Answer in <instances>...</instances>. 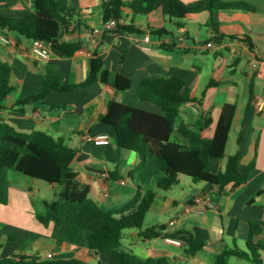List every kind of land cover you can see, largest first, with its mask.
Masks as SVG:
<instances>
[{
	"label": "crops",
	"instance_id": "0c3cea01",
	"mask_svg": "<svg viewBox=\"0 0 264 264\" xmlns=\"http://www.w3.org/2000/svg\"><path fill=\"white\" fill-rule=\"evenodd\" d=\"M66 1L72 16L60 41L82 43V48L72 57H65L46 44L49 58L38 59L32 53L33 40L0 28V61L10 65L11 85L15 87L0 110V122L22 133L41 131L55 139L62 138L76 149L78 154L72 167L78 174L77 179L89 187L90 197L103 210L122 207L139 188L142 192L156 191L144 229L163 226L164 234L187 231L194 245L202 246L191 256L189 246L183 242L174 244L168 238L143 239L136 230L124 232V250L143 259L167 257L177 264H214L226 248L246 251L249 223L264 222V9L220 11L215 15L217 31L206 27L208 12L189 15L182 21L183 27L167 22L169 34L158 36L148 33L143 15H135L126 8V25L133 23L138 32L121 35L105 28L103 0ZM181 1L192 5L199 0ZM32 11V0H8L0 6V16L15 19ZM94 30L99 31L98 36L92 35ZM147 35L149 42L144 41ZM163 45L173 50L168 51ZM96 54L112 73L131 80L130 90L116 91L100 82L79 87L86 80ZM48 67L56 69V77L64 86L73 88L52 91L41 101L17 105L42 92ZM152 76L183 77L186 89L195 100L181 107L175 136L182 124L192 127L198 120H210L202 136L211 139L223 108L236 107L225 157L210 159V170L214 174L223 172L233 156H237L242 167L256 160L245 185L234 190L227 187L220 192L208 183H196L181 176L178 185L160 191L156 188L158 165L153 159L137 172L138 154L118 152L112 128L100 118L112 100L132 103L143 79ZM211 81L219 85L208 88ZM258 103L262 104L261 108ZM135 106L164 114L151 102L137 101ZM101 140L104 143H99ZM8 180L9 203L0 204V260L26 256L42 261L77 259L90 264H116L106 256L91 252L85 235L76 244H59L52 236L53 226L45 227L38 222L36 216L45 211V203L57 199L56 185L43 186L39 180H29L15 170H9ZM42 190L55 191L56 199L39 196ZM205 195L216 204L215 210L201 214L185 211L194 198ZM260 239L264 241V233ZM262 258L264 261V252ZM230 263L250 264L236 257L230 258Z\"/></svg>",
	"mask_w": 264,
	"mask_h": 264
},
{
	"label": "trees",
	"instance_id": "16d2710c",
	"mask_svg": "<svg viewBox=\"0 0 264 264\" xmlns=\"http://www.w3.org/2000/svg\"><path fill=\"white\" fill-rule=\"evenodd\" d=\"M8 0H0V6ZM33 11L21 18L0 16V28L16 33L33 41H42L58 50L65 57H72L82 48V43H62V35L67 31L72 10L66 0H32ZM146 18V30L152 35H168L167 22L175 27H183V20L189 15L208 12L210 17L206 27L218 30L215 15L226 10H252L243 2L224 0H199L187 5L181 0H144L126 3L123 0H103V19H124V9ZM111 31L121 35L138 32L133 23L119 26ZM252 48V45H250ZM172 51L173 48L163 45ZM12 69L0 61V110L4 101L14 93L11 85ZM103 83L116 91H128L132 82L119 74L112 73L96 54L90 63L86 80L79 87ZM219 85L211 81L208 88ZM73 87L64 86L56 77V69L48 67L42 92L27 97L17 105L43 100L52 91L65 92ZM137 101L154 103L163 115L150 113L135 106ZM186 89L181 76L146 77L134 94L133 102L122 104L110 101L100 121L111 127L114 143L119 151L135 152L139 156L136 171L145 169L149 159L158 165L156 188L168 191L178 185L181 176L194 182H205L223 192L227 187L233 190L245 185L256 167V160L242 167L237 156L230 157L226 168L219 174L210 170V159L225 157L229 134L236 113L234 105H226L218 121L213 138L202 136L210 120H198L192 127L180 125L175 136L176 123L181 107L194 102ZM185 141V142H183ZM78 151L69 147L62 138L41 132L22 133L12 125L0 122V204L7 205L10 199L9 170L34 180L56 185L59 189L57 199L45 203V211L38 214V222L53 226V238L59 243L76 244L83 236L91 252L112 259L116 264H177L167 257L140 258L122 247L126 230L135 229L139 237L153 240L168 238L189 246L188 253L193 256L202 246H195L192 235L187 231L164 234L165 227L155 226L144 229V221L155 198L156 191L142 192L139 188L135 196L116 210H103L91 197L89 187L81 184L78 174L72 167ZM263 221H251L246 251L238 247L226 248L214 264H229L232 257L249 261L250 264H264L262 253L264 241ZM0 264H90L77 259L42 261L36 257L12 256L0 260Z\"/></svg>",
	"mask_w": 264,
	"mask_h": 264
},
{
	"label": "built area",
	"instance_id": "2783aa9c",
	"mask_svg": "<svg viewBox=\"0 0 264 264\" xmlns=\"http://www.w3.org/2000/svg\"><path fill=\"white\" fill-rule=\"evenodd\" d=\"M119 26H126V21L124 19H119V20H115V19H111L108 22L105 23V28L107 30H113ZM92 35L94 36H98L99 35V31L98 30H94ZM149 36L147 35L144 38L145 42H149ZM5 43H9V40L4 39L3 40ZM145 50H149L148 47H144ZM32 53L33 55L41 60H47L49 58V49L47 47V45L42 42V41H34L33 44V49H32ZM259 108L262 107V104L258 103ZM99 143H104L103 140H101ZM216 209V204L213 202V200L208 197V196H198L196 198H194V200L185 208V211L190 213H204L206 210H215ZM170 242L174 243V244H180L179 241L176 240H169Z\"/></svg>",
	"mask_w": 264,
	"mask_h": 264
},
{
	"label": "rangeland",
	"instance_id": "374dc122",
	"mask_svg": "<svg viewBox=\"0 0 264 264\" xmlns=\"http://www.w3.org/2000/svg\"><path fill=\"white\" fill-rule=\"evenodd\" d=\"M226 2H230V1H236V2H239V1H242L244 3H247L250 5L251 8L253 9H256L258 11H260L261 9H264V0H224ZM27 179L29 180H33L29 177H26ZM43 184V186H46L47 184L43 181H39ZM55 194V191H46V190H42L39 194V196H46L47 199H56V197L54 196ZM37 209H39L37 206H36ZM136 230L135 229H131V230H126L125 232H135ZM94 264H97V263H94ZM230 264H235V263H230Z\"/></svg>",
	"mask_w": 264,
	"mask_h": 264
}]
</instances>
